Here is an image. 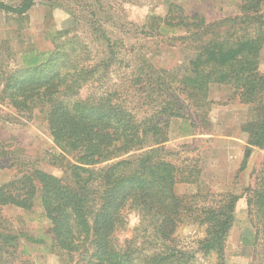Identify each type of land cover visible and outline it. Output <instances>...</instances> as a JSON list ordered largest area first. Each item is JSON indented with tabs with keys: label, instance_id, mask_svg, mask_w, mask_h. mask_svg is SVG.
<instances>
[{
	"label": "trees",
	"instance_id": "16d2710c",
	"mask_svg": "<svg viewBox=\"0 0 264 264\" xmlns=\"http://www.w3.org/2000/svg\"><path fill=\"white\" fill-rule=\"evenodd\" d=\"M243 1L244 17L218 23H208L198 14L190 17L176 4L164 19H152L147 25L150 33L183 29L194 33L196 46L181 79L170 86L161 77L154 80L169 92L161 107L141 120L113 94L77 98L116 59L118 42L100 32L99 26L93 25L106 45L102 62L89 64L88 49L79 39L69 38L70 31L51 32L52 50L24 52L15 70H3L0 62V103L7 102L19 114L31 116L38 110L44 115L61 153L52 161L68 174L59 178L26 164V170L0 186V209L11 206L34 213L39 202L40 217L51 224V252L78 254L76 264H196L198 253L215 254L216 264H227L226 242L242 197L220 194L212 196L211 204L201 205L202 195H178L177 184L195 183L198 171L160 155L172 137L173 122L182 120V137L190 136L189 127L194 126L185 121L186 105L179 93L206 108L212 86L230 87L242 104L250 106L243 126L248 135L245 161L255 148H264V73L259 71L264 49V20L259 13L264 0ZM35 2L23 0L18 7L0 2V10L23 19ZM254 24V32L244 28ZM178 82L180 87L173 88ZM246 192L250 221L259 236L264 234V181ZM128 211L138 214L136 239L152 246V254H134L131 240L125 248L118 246L117 234L128 225ZM187 222L204 229V237L192 249L181 247L175 238ZM0 239L9 243L16 237L0 233Z\"/></svg>",
	"mask_w": 264,
	"mask_h": 264
},
{
	"label": "rangeland",
	"instance_id": "374dc122",
	"mask_svg": "<svg viewBox=\"0 0 264 264\" xmlns=\"http://www.w3.org/2000/svg\"><path fill=\"white\" fill-rule=\"evenodd\" d=\"M22 1L0 0L13 7L20 6ZM172 4L181 6L190 17L201 15L208 23L245 16L241 13L243 0H36L23 19L0 10V62L3 70L12 71L18 68L24 52L52 50L49 35L57 31H70L69 38H77L85 45L89 64L102 62L107 57L106 45L101 34L94 32L93 25L99 26L100 32L103 30L113 42H118L116 59L99 78L88 82L77 98L113 94L125 101L141 120L160 108L164 94L169 92L167 87H158L154 80L161 77L170 86L181 79L196 46L194 33L166 29L158 35L147 28L154 17L164 19ZM259 14L264 20V6ZM244 28L254 32L257 25ZM259 71L264 73V49ZM174 84L173 88L180 87L179 82ZM233 94L230 87L212 86L208 105L198 108L179 93L178 99L186 105L185 121L194 126L189 127L190 136L182 137V120L173 122L172 137L162 146L160 156L177 166L196 167L198 171L193 179L195 183L177 184L178 195H202L198 198L201 205L211 204L212 196L220 194L242 197L226 242L225 260L227 264H264V234L257 235L246 198L248 188L264 181V148H255L245 161L248 135L243 126L248 122L250 106L242 104ZM56 154L61 153L43 114L38 110L31 116L19 114L7 102L0 103V186L31 163L66 178V170L52 161ZM34 210L27 213L11 206L0 209V233L16 237L9 243L0 239V264H76L80 260L78 254L51 252V224L40 217L39 202ZM126 219L128 225L117 234L118 246L125 248L131 240L134 254H152V246L144 239H136L138 214L128 211ZM203 237L204 229L189 222L181 225L175 235L181 247L191 249ZM216 263L215 254H197L196 264Z\"/></svg>",
	"mask_w": 264,
	"mask_h": 264
},
{
	"label": "crops",
	"instance_id": "0c3cea01",
	"mask_svg": "<svg viewBox=\"0 0 264 264\" xmlns=\"http://www.w3.org/2000/svg\"><path fill=\"white\" fill-rule=\"evenodd\" d=\"M4 184H5V183H4ZM4 184H3V185H4ZM1 186H2V185H1Z\"/></svg>",
	"mask_w": 264,
	"mask_h": 264
}]
</instances>
